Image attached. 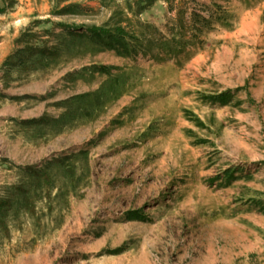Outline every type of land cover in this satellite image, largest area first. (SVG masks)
Segmentation results:
<instances>
[{
  "label": "rangeland",
  "instance_id": "374dc122",
  "mask_svg": "<svg viewBox=\"0 0 264 264\" xmlns=\"http://www.w3.org/2000/svg\"><path fill=\"white\" fill-rule=\"evenodd\" d=\"M14 1L0 264H264V0H183L207 21L195 41L165 4ZM119 22L142 42L69 35Z\"/></svg>",
  "mask_w": 264,
  "mask_h": 264
},
{
  "label": "trees",
  "instance_id": "16d2710c",
  "mask_svg": "<svg viewBox=\"0 0 264 264\" xmlns=\"http://www.w3.org/2000/svg\"><path fill=\"white\" fill-rule=\"evenodd\" d=\"M125 5L127 8L132 11L134 8L136 9L137 15H140L154 6L158 4H165L166 10L168 13L176 12L175 18H171L169 20V24L171 27L169 28V25L165 26L166 30L168 31V34L173 36V39L175 40H182L183 37H187L189 34V39L191 41H195L198 39L197 35L204 33L206 29L207 21L205 18L201 17L199 14H197L195 11H193L190 14V17L187 18V1L183 0H124ZM195 1V0H192ZM15 4L14 0H0V14L5 13L9 9L13 7ZM72 6L66 7L62 10L61 14L67 15L70 13H73ZM115 29L113 31L105 30L104 28H96L92 27L87 29L84 33H77L73 30L69 32V35H76L77 37L86 38L93 44H103L106 45L108 49H115L116 45H119L125 38L131 37L130 39L135 42H142L140 37H134L129 36V33L127 31V28L122 27V22H119L115 25ZM131 32L132 29L130 28ZM115 45V46H114ZM32 56H41L43 57V61L45 63L43 64L42 68H45L50 65L49 62H46L48 59H55L58 56V53L56 51L52 50H43V51H37L36 53L32 52ZM20 65H25L24 67H27L28 63H21ZM223 100L227 99V96H223Z\"/></svg>",
  "mask_w": 264,
  "mask_h": 264
}]
</instances>
